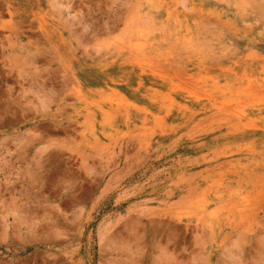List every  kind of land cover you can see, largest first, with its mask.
<instances>
[{
    "label": "rangeland",
    "instance_id": "rangeland-1",
    "mask_svg": "<svg viewBox=\"0 0 264 264\" xmlns=\"http://www.w3.org/2000/svg\"><path fill=\"white\" fill-rule=\"evenodd\" d=\"M0 264H264V0H0Z\"/></svg>",
    "mask_w": 264,
    "mask_h": 264
}]
</instances>
